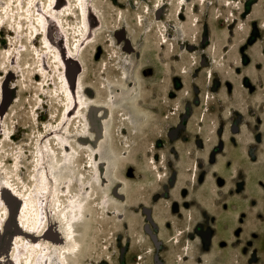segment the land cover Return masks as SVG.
I'll list each match as a JSON object with an SVG mask.
<instances>
[{"label":"rangeland","instance_id":"rangeland-1","mask_svg":"<svg viewBox=\"0 0 264 264\" xmlns=\"http://www.w3.org/2000/svg\"><path fill=\"white\" fill-rule=\"evenodd\" d=\"M51 1L58 8L47 32L34 19L22 47L13 21L3 27L0 18V66L14 70L0 67V159L12 168V154H21V175L29 181L38 172L33 211L72 232L73 209L81 208L75 176L43 147L60 154L64 141L55 130L62 74L77 96L82 83L91 103L69 123L87 136L78 140L83 148L74 137L67 142L83 165L88 146L109 144L117 180L107 198L117 204L110 212L88 205L71 264H264V0H87L99 15L90 14L93 41L71 58L57 26L68 1ZM18 4L0 0V14L21 13ZM47 7L40 0L37 9ZM68 21L79 23L75 15ZM38 32L51 49L42 35L32 47ZM45 51L46 77L24 75L22 63L37 71ZM53 51L66 62L56 63ZM3 181L0 169V190ZM26 202L8 205L9 219L23 218Z\"/></svg>","mask_w":264,"mask_h":264},{"label":"bare ground","instance_id":"bare-ground-1","mask_svg":"<svg viewBox=\"0 0 264 264\" xmlns=\"http://www.w3.org/2000/svg\"><path fill=\"white\" fill-rule=\"evenodd\" d=\"M15 1L19 2L18 7L22 8V12L17 13L18 15L15 13L10 14L9 12L5 15L1 13L0 18L3 22L1 26L4 27L8 22L13 21V33H16L17 37L19 36L18 38L22 42L20 46L22 47L26 43L25 33L27 32L30 26H34V22L36 23L34 19H36L39 22V25L43 26L45 31L47 32V28L45 25L46 18L47 21L54 20V13H56L55 11L58 8V4L52 5V1L50 0L51 6H49L48 0H45V8L48 6V11H43L39 8L37 9L40 0H30L28 4L29 7L27 8L26 3L23 4V0ZM36 1L38 2L36 3ZM67 1L68 3L66 2L67 4L65 3V7L63 6L62 8V26L59 24H57V26L59 27V29L62 27V34L65 35L66 38H68V46L65 44V47L68 49V57L71 58L72 56H82L80 54L81 48L86 44L88 45L92 43L93 36L91 35L92 26L90 25V14L93 13L95 16L99 15L95 12L92 5H89L87 3V0ZM227 1L229 0H226V3ZM223 5L226 7L225 3ZM230 6L232 7V5ZM12 10H14V8H12ZM74 15L76 19H79L78 25H74V22L68 21V18ZM181 15L182 14L180 12L179 16ZM24 19H26V22L30 20V22L27 23V29H25V24L23 22ZM32 19L34 21H31ZM40 27L38 28L41 30ZM29 32H31V30ZM40 35H42L43 42L46 44V46L51 49L53 45L50 42L47 33L39 32L31 41L32 47L34 44H36V41L38 40V37ZM14 52L15 51H13V53H11L10 55V57H12L13 59L19 56V50L16 51L17 53ZM53 52L54 57L52 56V58L57 59L56 63L66 62L63 54L62 56L58 57V52ZM46 53L47 52L45 51L43 54H39V56H41L39 59V68L37 69V71H34V69L32 71V63L28 60L22 63V69L24 71L23 74L25 75L26 72L30 76L33 74L32 76L34 78H36L37 75H44L46 77L48 73V67H46L47 64L45 65V60L43 56ZM1 64L2 65L0 67L7 68L4 65V61H2ZM7 69L9 71H14L12 68ZM61 87L62 126L54 128L58 132L62 133V138L65 136L64 141H62V146L60 147V154H62V156L55 152L54 146L49 147L50 145L48 146L46 144L43 148L45 149L46 156L49 160L52 159L54 160V162L61 163L62 167L68 168V172H72L74 174L77 184L76 186L74 185V187L72 188V191H74L72 193L77 194H75V196L78 198V202H76L75 204L81 205V208L79 210L73 209L75 219L69 221L68 223L73 229L72 232L65 230V228H63L62 226V221L60 220L48 221V218L46 219V217L43 216L42 212L40 213L39 210L35 209L34 212L31 205L32 201H34V197L32 195L34 192V188H32V183L34 182V177H36V174H38V172L34 175L31 174L29 181H27L26 178L21 175V171L23 170L24 166L21 163L24 161L22 159L21 154H12L15 163V166H13L12 168L8 167L7 161L5 160L6 158L0 159V169L2 170L4 178V185L2 187V190H0V192L2 193V195L0 196L2 197L4 202L3 206L0 207V264H12L11 260L14 257H17V259H19L20 264H71V261L74 260L81 251V242L79 240V236L80 231L85 225L88 218V205L93 203L95 204L94 206H96L99 210H107V212L115 211L114 208L117 202L115 201V203H111L107 197L110 194L109 190L112 189L114 185H116L115 179L117 178V175L114 173L113 170V157L115 158L116 155L114 151L111 152V147L109 146V144L104 145L102 149L99 147L100 150H96L94 147L88 146V161L84 165L78 162L80 150H78V147H76L73 142H71L72 144H70L67 141L71 137H74L79 147L83 148L78 140L87 135L80 133V129H76L73 122L69 123V119L71 115H76L78 112L79 115H77V117H80L81 114H83L84 111L89 108V106H87V108L85 106V108L83 107L81 109H79L78 107H80L84 103L90 105L91 101L85 102L87 101L84 100L86 96V90H83L81 82L77 83L79 95H76V91H73L69 86L65 74H62ZM39 100L41 99L39 98ZM72 100L74 101V103ZM115 108H120V106L116 105ZM123 116H125L124 113ZM126 118L127 117L121 118V120H125ZM107 122L105 123L107 124ZM106 124L104 125V130L107 132V130H109V127ZM67 131L69 133L68 135H66ZM4 132L5 140L12 138V136H10V128H5ZM55 133L56 132L51 131L46 135V137H50ZM2 144V147L4 148V140ZM52 150L54 151V153H51ZM153 161L156 162L155 160ZM101 164L105 165L106 173H104V171L102 170ZM96 167L97 169H95ZM77 175L79 176V179L76 177ZM92 180L93 182L91 183ZM110 181L113 183V185L107 188L105 183L109 184ZM22 200H27V202L29 203L27 204L26 202L24 205L26 209L23 218H18V216H11V218L9 219V206H11V203L16 204L17 207V205H19ZM111 200L114 199L111 198ZM26 228L28 230H26ZM27 237H29L30 240L27 239ZM176 257L179 258L178 255Z\"/></svg>","mask_w":264,"mask_h":264}]
</instances>
